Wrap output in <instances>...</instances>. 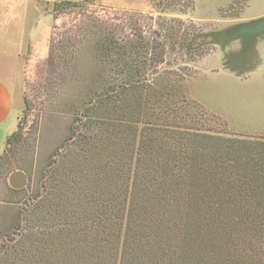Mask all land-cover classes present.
Listing matches in <instances>:
<instances>
[{
	"label": "rangeland",
	"instance_id": "374dc122",
	"mask_svg": "<svg viewBox=\"0 0 264 264\" xmlns=\"http://www.w3.org/2000/svg\"><path fill=\"white\" fill-rule=\"evenodd\" d=\"M64 1L76 4L58 12L51 4L49 37L41 42L37 39L35 46L28 41L21 56L18 84L23 89L24 103L18 113V122L22 124L18 138L7 147L6 139L16 131L18 122L4 143L0 137V157L4 154L8 157L0 164V264H22L21 253L33 249L39 239L43 241L42 237L54 232L49 226L29 222L30 212L36 200H45L48 189L60 191L63 176L55 180L57 176L51 174V169L59 164L66 146H71L78 136L83 101L90 106L99 99L97 96L90 100V96L80 91L85 77L82 67L91 66L86 49L94 44L99 31L115 29L117 35L131 39L137 47L142 45L138 42L139 32L144 40L149 39L151 49L163 57L162 63L153 66L149 63V69L145 70L150 91L163 94V98L148 100L155 115L132 125L136 135L119 138L121 134L106 128L105 121L90 132L107 143L129 147L130 153L127 172L123 179L115 181L117 194L111 196L102 224L90 220L82 226L105 253L110 254L116 247L120 258L127 249L128 226L136 220L129 212L130 202L136 195L142 196L138 187L146 179H157L160 174L159 169L151 167L147 171V166L141 163L140 134L145 128L158 123L157 139L163 138L164 130L180 129L218 137L264 140V33L252 40L234 38L228 44L222 41L227 30L263 19L264 0L59 2ZM117 69L107 66L103 77L110 82L128 74L127 71L117 74ZM162 79L172 86L159 89ZM25 98L29 105L26 112ZM167 98L171 104L161 113L155 110ZM15 171H23L28 177L21 191L9 184ZM110 188L111 183L107 190ZM178 195L185 194L180 192L162 199L152 193L154 200L144 198L145 205L147 200L157 203L156 218L163 224L161 230L154 225L149 236L155 235V243L175 253L184 246L188 220L185 199ZM215 201L208 206L212 207L214 223H230L234 230L233 253L238 257L230 260L234 264H264V226H261L264 223L251 218L256 211L250 199L235 205L239 210L237 217L225 210V195ZM207 202L209 198L202 199L201 205ZM217 229L215 226V236ZM138 232L147 241V231ZM212 240L206 252L207 264H221L219 257L225 259L229 249H218V242Z\"/></svg>",
	"mask_w": 264,
	"mask_h": 264
},
{
	"label": "trees",
	"instance_id": "16d2710c",
	"mask_svg": "<svg viewBox=\"0 0 264 264\" xmlns=\"http://www.w3.org/2000/svg\"><path fill=\"white\" fill-rule=\"evenodd\" d=\"M75 4L56 2L54 10L62 11ZM226 32L222 34V41L226 44L234 38L252 40L264 33V18L235 26ZM138 34L140 47L135 46L131 39L117 35L115 29L102 30L94 44L86 49L91 66L82 67L85 77L80 91L90 96V100L97 96L99 99L90 106L85 104L86 100L83 101V119L78 136L71 146H66L67 151L59 164L51 169V174L57 176L55 180L63 176L61 192L48 189L45 200H36L31 208L29 222L33 220L49 226L54 232L42 237L43 241L39 239L33 249L22 252V264H207L206 252L212 239L218 242V249H229V253L225 252V259L219 257L221 264L230 263V257H238L233 253V227L230 223H214L212 207H208L216 202L218 196L225 195V210L236 214V217L239 210L235 205L250 199L256 211L251 218L264 223V140L218 137L180 129L164 130L163 138L157 139L155 126L158 123H155L140 134L141 163L147 166V171L151 167L159 169L160 174L157 179H146L138 187L142 196L136 195L130 202L129 212L136 220L128 226L130 238L127 249L120 258L116 247L110 254L105 253L101 244L92 242L82 229L90 220L102 224V217L105 218L108 211L106 206L111 196L117 194L115 181L124 178L130 155L129 147L107 143L99 135L91 134V130L97 128L100 121H105L106 128L121 134L119 138L127 134V138L135 136L137 131L132 125L144 123L146 116L155 115L149 101L163 98V94L150 91L145 72L150 67L149 63L151 66L162 63L163 57L151 49L149 39L144 40L143 35ZM107 66L119 68L117 74L124 71L128 74L121 80L109 82L103 77ZM158 84L162 90L172 86L164 79ZM169 104L171 102L167 98L155 110L161 113ZM28 109L25 98V112ZM21 129L19 121L16 131L6 139L7 147L12 146ZM147 130L150 131L146 133ZM105 156L108 157L106 162ZM7 158L6 154L1 156L0 164ZM66 165L69 166L67 171ZM110 183L111 188L107 190ZM180 192L185 194L178 196L185 199L188 220L184 246L175 253L155 243V235L149 236L148 232L153 233L154 225L161 230L163 224L160 218H156L154 206L157 203L147 200L145 205L144 198L154 200L151 194L155 193L164 199ZM206 198L210 202L201 205L202 199ZM215 226H218L216 236ZM138 230L147 231V241L142 240Z\"/></svg>",
	"mask_w": 264,
	"mask_h": 264
},
{
	"label": "crops",
	"instance_id": "0c3cea01",
	"mask_svg": "<svg viewBox=\"0 0 264 264\" xmlns=\"http://www.w3.org/2000/svg\"><path fill=\"white\" fill-rule=\"evenodd\" d=\"M59 1L0 0V137L3 143L17 126L24 103L23 89L18 84L21 56L28 41L35 46L37 39L41 42L42 38L49 37L50 5Z\"/></svg>",
	"mask_w": 264,
	"mask_h": 264
},
{
	"label": "water",
	"instance_id": "95a60500",
	"mask_svg": "<svg viewBox=\"0 0 264 264\" xmlns=\"http://www.w3.org/2000/svg\"><path fill=\"white\" fill-rule=\"evenodd\" d=\"M28 177L23 171H15L9 177V184L13 189L20 190L26 187ZM43 193V189H42Z\"/></svg>",
	"mask_w": 264,
	"mask_h": 264
}]
</instances>
